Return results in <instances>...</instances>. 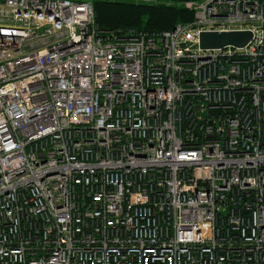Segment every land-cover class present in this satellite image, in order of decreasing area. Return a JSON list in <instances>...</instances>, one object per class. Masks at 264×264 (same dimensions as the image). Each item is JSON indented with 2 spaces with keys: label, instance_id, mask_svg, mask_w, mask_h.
<instances>
[{
  "label": "built area",
  "instance_id": "built-area-1",
  "mask_svg": "<svg viewBox=\"0 0 264 264\" xmlns=\"http://www.w3.org/2000/svg\"><path fill=\"white\" fill-rule=\"evenodd\" d=\"M185 6L0 0V264H264V0Z\"/></svg>",
  "mask_w": 264,
  "mask_h": 264
},
{
  "label": "trees",
  "instance_id": "trees-1",
  "mask_svg": "<svg viewBox=\"0 0 264 264\" xmlns=\"http://www.w3.org/2000/svg\"><path fill=\"white\" fill-rule=\"evenodd\" d=\"M89 1L97 24L104 30L169 31L193 21L187 3L201 0H79Z\"/></svg>",
  "mask_w": 264,
  "mask_h": 264
},
{
  "label": "water",
  "instance_id": "water-1",
  "mask_svg": "<svg viewBox=\"0 0 264 264\" xmlns=\"http://www.w3.org/2000/svg\"><path fill=\"white\" fill-rule=\"evenodd\" d=\"M250 32H203L199 37V46L203 50L220 49L227 45L244 47L251 40Z\"/></svg>",
  "mask_w": 264,
  "mask_h": 264
}]
</instances>
